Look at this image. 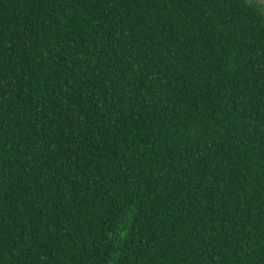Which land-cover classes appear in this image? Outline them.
I'll return each instance as SVG.
<instances>
[{
	"label": "trees",
	"instance_id": "obj_1",
	"mask_svg": "<svg viewBox=\"0 0 264 264\" xmlns=\"http://www.w3.org/2000/svg\"><path fill=\"white\" fill-rule=\"evenodd\" d=\"M0 264H264V2L0 0Z\"/></svg>",
	"mask_w": 264,
	"mask_h": 264
},
{
	"label": "rangeland",
	"instance_id": "obj_2",
	"mask_svg": "<svg viewBox=\"0 0 264 264\" xmlns=\"http://www.w3.org/2000/svg\"><path fill=\"white\" fill-rule=\"evenodd\" d=\"M264 2V0H262Z\"/></svg>",
	"mask_w": 264,
	"mask_h": 264
}]
</instances>
